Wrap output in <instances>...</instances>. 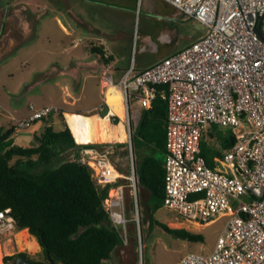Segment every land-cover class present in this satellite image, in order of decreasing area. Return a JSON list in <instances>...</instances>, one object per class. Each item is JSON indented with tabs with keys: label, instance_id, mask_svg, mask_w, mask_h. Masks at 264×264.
I'll return each instance as SVG.
<instances>
[{
	"label": "built area",
	"instance_id": "1",
	"mask_svg": "<svg viewBox=\"0 0 264 264\" xmlns=\"http://www.w3.org/2000/svg\"><path fill=\"white\" fill-rule=\"evenodd\" d=\"M163 1L207 31L148 68L137 72L132 64L124 73L119 88L130 146L132 101L149 109L160 94L167 103L163 205L198 225L228 217L210 254L191 253L176 264H264V40L256 31L260 26L264 36V0ZM104 85L114 86L111 75L104 76ZM57 111H35L19 128ZM213 125L231 128L235 144L210 166L201 144ZM79 161L93 169L98 185L115 183L105 207L123 246L130 243L132 220L141 243L140 219H130L126 208L124 179L137 202L134 166L132 176H125L109 149L85 148ZM15 229L12 209L0 210V236ZM1 251L0 264H6Z\"/></svg>",
	"mask_w": 264,
	"mask_h": 264
},
{
	"label": "rangeland",
	"instance_id": "2",
	"mask_svg": "<svg viewBox=\"0 0 264 264\" xmlns=\"http://www.w3.org/2000/svg\"><path fill=\"white\" fill-rule=\"evenodd\" d=\"M68 1L72 4L74 11L92 27L116 35L115 40L112 41L113 53L116 60H118L115 63L116 67L126 68L136 59L140 62L143 58H149L151 53L144 52L146 43H144L143 31L146 24L152 20V17L145 7H141V0L129 19L114 16V12L120 10V7H118L120 5L112 0ZM22 3H28L31 7L39 5L41 8L47 5L48 13L39 16V21L35 24V31L43 35L40 45L45 44L46 46L47 44L55 52L39 51L38 47L27 46L28 42L22 39L24 42L13 56L0 59V130L12 125L17 126V133L12 135L14 143L28 146L36 144L35 136L43 130L44 122L42 119H38L26 128H19V123L27 120L35 111L42 110L46 106H52L62 110L81 112L104 105L105 95L101 91V73H97L83 81L82 84L86 86L83 94L79 93L80 89L76 87V83L70 76L54 73V68L57 65L66 69L76 66L78 60L98 59V55L91 53L87 48L92 43H97L96 39L102 36L96 32H88L86 27L76 24L74 15L66 10L63 0H0L3 12L6 11L8 6L15 7L17 4ZM21 11L20 16L25 21L28 15L25 9ZM55 17L61 18L75 32V36L68 37L67 43L75 37H82V45L72 51V56L60 52L61 47L58 44L61 42L59 38L63 37V29ZM155 17L157 27L171 29L174 38L172 44H159V49L155 52L157 56L165 55L169 50L184 48L207 31V28L200 22L186 19L181 15L178 17H159L156 15ZM45 36L50 37L51 41L49 43ZM112 73L115 74V70H112ZM46 75L53 76L48 81L39 83V80ZM65 78L68 80H64ZM58 80H60V84H57ZM115 82H117V78H115ZM65 84L78 97L73 105L67 103L70 98L62 87ZM55 128L58 129L59 125H55ZM126 128L128 131V126ZM210 129L214 133L213 137L208 134ZM230 134H232L231 128L213 125L205 132L203 140L206 141L207 148L221 150L223 149L224 138ZM126 143L128 144L127 147H120L115 142H108L99 149H109L112 161L125 169L122 172L125 176L131 177L134 162H138L142 150L140 147H133L134 155H132V144L130 146L129 138ZM124 151H127V154H124ZM144 152L148 155H155L162 161L164 160V153L152 147L144 146ZM66 155L73 158L72 152ZM124 181L128 184L126 187L127 214L130 219H135L137 216L140 219L141 243L138 225L132 220L129 223V245L117 249L113 253L112 259L107 261L106 264H176L188 254H210L213 251L219 235L225 229L227 216H219L209 224L198 225L187 221L178 212L164 205L153 212L152 204H142L140 201L139 188L137 187L136 202L135 191L129 186V180L124 179ZM128 203L133 204L131 212ZM149 220L154 222L151 227ZM174 228H183L192 233L200 234L202 239L190 241L181 236L180 232L171 230ZM20 232L0 236V244L5 256L27 252L31 255L37 254L33 258L37 261H43L38 254L40 249L29 248L26 244V242H32L34 237L27 230L29 237L20 241L18 238Z\"/></svg>",
	"mask_w": 264,
	"mask_h": 264
},
{
	"label": "trees",
	"instance_id": "3",
	"mask_svg": "<svg viewBox=\"0 0 264 264\" xmlns=\"http://www.w3.org/2000/svg\"><path fill=\"white\" fill-rule=\"evenodd\" d=\"M101 59L104 52L94 49ZM164 90L163 86L159 87ZM100 115L105 117L109 107L105 105ZM54 115L51 113L48 117ZM46 125L36 135L35 145H20L13 141L15 127L0 130V210L12 209L16 219L13 233L27 229L41 247L38 253L43 261H37L27 252L4 257L6 264H13L19 256H26L33 263L49 264H106L113 253L123 246L120 232L113 226L105 207L111 187L98 185L93 169L79 161L83 148H101L106 144H78L70 127L62 129L45 119ZM112 122H119L113 116ZM167 103L159 94L149 109H141L138 125H132L134 148L152 147L161 153L166 147ZM213 137L214 133L209 130ZM223 149H210L203 140L202 155L210 166L213 158L223 155L235 144L232 134L224 138ZM127 147V143H116ZM72 152L73 158L66 154ZM127 154V151H124ZM115 164V163H114ZM120 172L125 169L117 164ZM136 176L142 204L150 203L153 212L164 203V161L155 155H146L136 162ZM129 211L133 204L128 203ZM153 220H149L150 227ZM170 229L168 226L164 225ZM190 241L202 239V235L183 228H174ZM12 233V234H13ZM38 255V256H39Z\"/></svg>",
	"mask_w": 264,
	"mask_h": 264
},
{
	"label": "crops",
	"instance_id": "4",
	"mask_svg": "<svg viewBox=\"0 0 264 264\" xmlns=\"http://www.w3.org/2000/svg\"><path fill=\"white\" fill-rule=\"evenodd\" d=\"M112 1L119 3L120 5L118 6L120 7L119 8L120 10L114 12V16H118V18L122 17L125 19H129L131 14L133 13V10L135 11V9L137 8V5L140 0H112ZM80 2H82V0H80ZM63 3L65 5L66 10L71 12L74 15L76 24H80L86 27L88 32H93V33L96 32L100 34L102 37L97 38L96 39L97 43L95 44L92 43L87 48L88 50H90L91 53L97 54L99 57L98 59H92L89 61L78 60L76 61V66L72 68H66V69L57 65L54 68V73H58V74L60 73L64 76H70L72 80L76 83L77 85L76 87L80 89L79 93H82V94L86 87L85 85L82 84L83 81L87 80L93 75H96L97 73H101L102 75L101 91L105 95V104L99 107L90 108V109H87L81 112L72 111V110H62L61 108H57L58 111L54 112L53 116L45 118V119L51 121L54 124V126L59 125L58 129H62L64 127V124L66 123L70 127L74 135V138L76 142H78V144H108V142L126 143L129 138L128 136L129 134L126 128V126H128L127 120L125 117L123 120L119 119V122L117 124L112 122L111 117L117 116V115L111 113V107L107 103V92L110 87L105 88L104 76L111 75L113 78V82H114V86H111V87H114L121 92L119 88L120 80L122 76L124 75V73L127 71V69L132 64L135 67V71L138 72V71L148 68L149 66H151L158 60L162 59L163 57H166L178 50H181L182 48L174 49V50H169L167 54L162 55V56L155 55V52H157L159 49L160 43L169 45V44H172L174 41V38L172 36L173 31L167 27L158 28L156 20H155L156 19L155 16L158 15L159 17H162V16L163 17H169V16L178 17L180 15L181 16L183 15L177 9H175L174 7H172L171 5H169L163 0H141V4H142L141 7L142 6L145 7V9L149 11L152 17V20L146 24L145 30L143 31L144 43H146V46L144 47V52L145 53L150 52L151 54L149 55V58H145V59L143 58L140 62L137 59L135 61H132L130 65L127 66L126 68H118L115 66V63L118 62V60H116L115 54L113 53V48H112L113 47L112 41L115 40L116 35L107 33V32H104L103 30L92 27L88 22L83 20L82 17H80L78 13L74 11L72 4L68 0H63ZM2 7L3 6L0 4V59L6 56H13L15 51H17L20 48V46L22 45L24 41L28 42L27 46L29 47H38L37 49L39 51L44 50V51H47L48 53H55L54 50L49 47V45L47 44L46 46L45 44H43L44 46L40 45V41L43 40V37H42L43 35H40L35 31V24L37 21H39V16H41L43 13L44 14L48 13L47 5H44L41 8L39 5L31 7L28 3L27 4L22 3V4H17L15 7L8 6L5 12L2 11L3 10ZM24 9L26 10V13L28 15L25 21L20 16V13L22 12L21 10H24ZM55 18L57 19L60 27L63 29V37L59 38L61 42L58 44L61 47L60 52L64 54H68L69 56H72V51L78 49L82 45V37L81 36L78 38L75 37L71 39L72 41L69 40V43H67L68 37L71 38L75 36V32L74 30L69 28L68 24L64 23L61 18L59 17H55ZM45 39L48 40V43L51 41L49 36H45ZM95 48L100 49L102 52H104V54L105 53L108 54L109 59H105V60L101 59L100 55L95 52L94 50ZM112 70H115V74L112 73ZM53 75H46L44 78L39 80V83L43 81H48ZM115 78H117V82H115ZM64 80L67 81L68 79L65 78ZM60 83H61L60 80H58L57 84H60ZM62 87L66 91V95L70 98V100H67V103L73 105L78 99V97H76V93L73 92L67 84H65ZM28 88H30V86H28ZM105 105L109 107L108 109L109 114H107L105 117H102L100 115V111L104 110L103 107ZM47 107H52V106H46L44 108H47ZM139 109H140V115H141V109H144V108L141 107V104L138 101H132L131 109H130L131 110V133L132 134H133L132 125L134 124L136 126L137 115H138ZM69 114H81V115H87L91 117H97L100 119L106 118V124L108 125L111 131H116L118 124L122 123L127 133V138L124 141L123 140L121 141L120 140L101 141V142L91 141V142H86V143L84 142L80 143L79 141H77L75 137L74 131L72 129L73 128L72 124L70 122V119L68 118ZM43 122H44V127H45L46 121L43 120ZM14 127L16 130L15 133H17L18 127L17 126H14ZM41 132L38 133L37 135H40ZM89 148H94V147H89ZM140 149L142 150V154H141V157L138 159L139 162L146 155H148L144 152V147H140ZM135 166H136V163H135ZM34 240L36 241L35 238ZM38 246H39V249L41 250V247L39 244Z\"/></svg>",
	"mask_w": 264,
	"mask_h": 264
},
{
	"label": "bare ground",
	"instance_id": "5",
	"mask_svg": "<svg viewBox=\"0 0 264 264\" xmlns=\"http://www.w3.org/2000/svg\"><path fill=\"white\" fill-rule=\"evenodd\" d=\"M107 103L111 107L112 114L119 116L122 120L125 118L123 97L118 89L110 86L107 92ZM68 118L72 124L75 137L80 143L91 141H124L127 138V133L122 123L118 124L116 131H111L106 124V118L100 119L81 114H69ZM28 237L27 230H23L18 234L20 241H23ZM26 244L29 248L34 247L36 250L39 248L35 240H32V242H26ZM1 256L2 251L0 245V258Z\"/></svg>",
	"mask_w": 264,
	"mask_h": 264
},
{
	"label": "water",
	"instance_id": "6",
	"mask_svg": "<svg viewBox=\"0 0 264 264\" xmlns=\"http://www.w3.org/2000/svg\"><path fill=\"white\" fill-rule=\"evenodd\" d=\"M256 31H257L258 35L260 36V38L264 40V36H263V34H262V32H261V28H260V26H257V27H256ZM139 119H140V109L138 110V115H137V122H136V125L138 124ZM132 136H133V134L131 133V139H132ZM131 144H132V147H131V154L134 155L133 143L131 142ZM134 172H135V176H136V166H135V162H134ZM136 177H137V176H136ZM16 264H42V263H33V262H31L30 260H28L27 258H22V259L17 260V261H16ZM49 264H56V263L53 262V261H50Z\"/></svg>",
	"mask_w": 264,
	"mask_h": 264
},
{
	"label": "flooded vegetation",
	"instance_id": "7",
	"mask_svg": "<svg viewBox=\"0 0 264 264\" xmlns=\"http://www.w3.org/2000/svg\"><path fill=\"white\" fill-rule=\"evenodd\" d=\"M22 258H27L26 256H19L17 257L14 261H13V264H16V261L19 260V259H22ZM28 259V258H27ZM29 260V259H28Z\"/></svg>",
	"mask_w": 264,
	"mask_h": 264
}]
</instances>
